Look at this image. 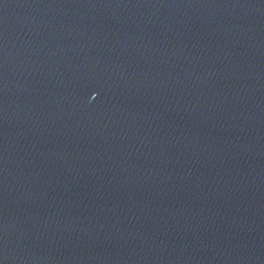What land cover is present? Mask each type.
Returning a JSON list of instances; mask_svg holds the SVG:
<instances>
[{
	"label": "water",
	"instance_id": "1",
	"mask_svg": "<svg viewBox=\"0 0 264 264\" xmlns=\"http://www.w3.org/2000/svg\"><path fill=\"white\" fill-rule=\"evenodd\" d=\"M0 264H264V0H0Z\"/></svg>",
	"mask_w": 264,
	"mask_h": 264
}]
</instances>
